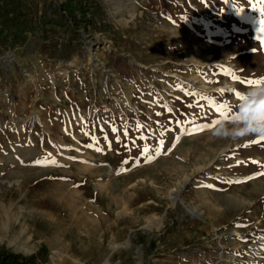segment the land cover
Masks as SVG:
<instances>
[{
	"label": "rangeland",
	"instance_id": "374dc122",
	"mask_svg": "<svg viewBox=\"0 0 264 264\" xmlns=\"http://www.w3.org/2000/svg\"><path fill=\"white\" fill-rule=\"evenodd\" d=\"M62 2L0 0V250L264 264V141L213 135L264 78V0H97L94 33Z\"/></svg>",
	"mask_w": 264,
	"mask_h": 264
},
{
	"label": "clouds",
	"instance_id": "9594fccd",
	"mask_svg": "<svg viewBox=\"0 0 264 264\" xmlns=\"http://www.w3.org/2000/svg\"><path fill=\"white\" fill-rule=\"evenodd\" d=\"M246 99L238 104V111L231 118V127L221 122L213 135L220 138H238L255 135L264 136V84L249 89Z\"/></svg>",
	"mask_w": 264,
	"mask_h": 264
},
{
	"label": "trees",
	"instance_id": "16d2710c",
	"mask_svg": "<svg viewBox=\"0 0 264 264\" xmlns=\"http://www.w3.org/2000/svg\"><path fill=\"white\" fill-rule=\"evenodd\" d=\"M97 0H64L60 5V9L69 11L70 6L80 7L81 14L75 18L74 23L83 25L89 33H94L100 27L97 23L96 17L100 13V6L98 3L93 2ZM41 252L31 254L26 257L20 253H11L7 250H0V264H38L41 259H45Z\"/></svg>",
	"mask_w": 264,
	"mask_h": 264
},
{
	"label": "crops",
	"instance_id": "0c3cea01",
	"mask_svg": "<svg viewBox=\"0 0 264 264\" xmlns=\"http://www.w3.org/2000/svg\"><path fill=\"white\" fill-rule=\"evenodd\" d=\"M185 182V181H184ZM182 183V182H179V183H182V184H185V183ZM178 183V184H179ZM176 186H178V185H176ZM168 195H169V193H168ZM170 197V196H169ZM187 226H186V229L184 230V232H186L185 233V235L186 236H194V235H197V233H196V228H194V225H191L190 223H187L186 224ZM234 232H236V231H234ZM238 234V233H237ZM228 235H231V233H229ZM234 235V234H233ZM233 235H231V236H233ZM30 238V237H29ZM177 241L179 242V243H184L185 241H186V238L185 239H177ZM112 244L113 245H111V247H115L116 246V244H114V242L112 241ZM89 249H91L90 250V252L89 253H92L95 249H96V251L98 252L99 251V245L98 244H93V245H91L90 246V248ZM94 256H96V254L95 255H92V257H94ZM181 258H183V259H181V261H185L186 263L185 264H195V261L194 260H191L190 262H189V256L187 255V254H185L184 256H181ZM188 258V259H187ZM200 259H202V257H199ZM189 262V263H188Z\"/></svg>",
	"mask_w": 264,
	"mask_h": 264
},
{
	"label": "snow or ice",
	"instance_id": "6c2138e0",
	"mask_svg": "<svg viewBox=\"0 0 264 264\" xmlns=\"http://www.w3.org/2000/svg\"><path fill=\"white\" fill-rule=\"evenodd\" d=\"M262 11H264V9H262ZM260 31L262 33H264V27H262L260 29ZM261 40L262 42H264V36L261 37ZM233 79H239V77H236V76H233ZM247 84L249 85H252V86H257V85H260V84H264V78H261V79H256V80H248V81H245ZM223 91V90H221ZM235 95L240 99V100H244L246 99L245 96H243L241 93L239 92H236ZM229 106L228 105H218L217 106V109L221 111V115H225V109H228ZM217 123H219V121H217ZM261 141H264V136H261L259 137V140L258 141H254V143H259ZM254 163H257L254 161ZM260 175H264V173H260ZM237 183H239V181H237Z\"/></svg>",
	"mask_w": 264,
	"mask_h": 264
},
{
	"label": "bare ground",
	"instance_id": "6f19581e",
	"mask_svg": "<svg viewBox=\"0 0 264 264\" xmlns=\"http://www.w3.org/2000/svg\"><path fill=\"white\" fill-rule=\"evenodd\" d=\"M184 187V184H180V186H175V187H173V188H171L170 190H169V195H170V198H172V199H179L180 200V197H181V191H182V188ZM231 235H233V232L231 233ZM223 236V234L222 233H218L217 234V240L219 239V238H221ZM215 237V236H214ZM216 240V241H217ZM221 246V245H220ZM224 250V247H223V245H222V247L221 248H219V255H220V257H223V251ZM58 258H60V256H57Z\"/></svg>",
	"mask_w": 264,
	"mask_h": 264
},
{
	"label": "built area",
	"instance_id": "2783aa9c",
	"mask_svg": "<svg viewBox=\"0 0 264 264\" xmlns=\"http://www.w3.org/2000/svg\"><path fill=\"white\" fill-rule=\"evenodd\" d=\"M41 262V261H40Z\"/></svg>",
	"mask_w": 264,
	"mask_h": 264
}]
</instances>
